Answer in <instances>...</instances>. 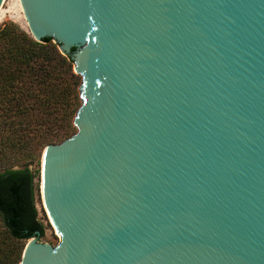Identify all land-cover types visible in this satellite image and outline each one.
<instances>
[{"label": "water", "instance_id": "obj_1", "mask_svg": "<svg viewBox=\"0 0 264 264\" xmlns=\"http://www.w3.org/2000/svg\"><path fill=\"white\" fill-rule=\"evenodd\" d=\"M19 2L81 104L18 264H264V0Z\"/></svg>", "mask_w": 264, "mask_h": 264}, {"label": "trees", "instance_id": "obj_2", "mask_svg": "<svg viewBox=\"0 0 264 264\" xmlns=\"http://www.w3.org/2000/svg\"><path fill=\"white\" fill-rule=\"evenodd\" d=\"M57 46L12 21L0 26V264H18L24 242L44 235L29 164L68 135L79 107V77Z\"/></svg>", "mask_w": 264, "mask_h": 264}, {"label": "rangeland", "instance_id": "obj_3", "mask_svg": "<svg viewBox=\"0 0 264 264\" xmlns=\"http://www.w3.org/2000/svg\"><path fill=\"white\" fill-rule=\"evenodd\" d=\"M6 21H12V22L18 24L23 30H25L26 32H28L30 34V36H32L29 29H28L27 22L25 20L24 13L22 11V7L20 5L19 0H2V3L0 5V26L3 22H6ZM52 42H54V41L52 40ZM57 48L61 52V50L59 49V46H57ZM72 71L79 77V85H80L81 76L75 72L73 65H72ZM79 85L77 86V91H78V95H79L78 104L80 106L81 99H80ZM77 110H76V112H77ZM76 112H75V114H76ZM75 114H74V116H75ZM74 116L71 118L69 126L67 127L68 135L65 136L64 138L60 139L56 143H53V144H58V143L62 142L64 139L70 137L71 135H73L76 132L77 128L73 124ZM44 147L42 148V150L39 153L38 161L34 162L33 164H29V167L33 171L37 170V176L35 179V182L37 185L36 190H35V206L37 207V210L39 213L38 215L44 224V235L39 238V241L47 242L51 246L54 247L59 243L60 235L56 231L55 226L52 224V222L50 221V219L46 213V210H45V207L43 204V200H42L43 197H41L40 180H39L40 160H41V154H42ZM11 166L12 167L21 166V163L20 162L13 163V165H11ZM25 243L26 242H24L23 247H24Z\"/></svg>", "mask_w": 264, "mask_h": 264}, {"label": "bare ground", "instance_id": "obj_4", "mask_svg": "<svg viewBox=\"0 0 264 264\" xmlns=\"http://www.w3.org/2000/svg\"><path fill=\"white\" fill-rule=\"evenodd\" d=\"M42 152H44V150L42 151ZM41 162H42V167H43V154L41 155ZM40 190H41V197H42V191H43V189H42V174H41V179H40ZM42 200H44L43 198H42Z\"/></svg>", "mask_w": 264, "mask_h": 264}]
</instances>
